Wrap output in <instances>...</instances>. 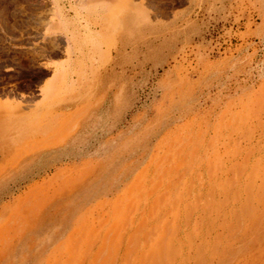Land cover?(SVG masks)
Wrapping results in <instances>:
<instances>
[{
  "label": "rangeland",
  "instance_id": "374dc122",
  "mask_svg": "<svg viewBox=\"0 0 264 264\" xmlns=\"http://www.w3.org/2000/svg\"><path fill=\"white\" fill-rule=\"evenodd\" d=\"M83 2L0 0V97L58 118L0 143V264H264V0H108L126 29L41 101Z\"/></svg>",
  "mask_w": 264,
  "mask_h": 264
},
{
  "label": "crops",
  "instance_id": "0c3cea01",
  "mask_svg": "<svg viewBox=\"0 0 264 264\" xmlns=\"http://www.w3.org/2000/svg\"><path fill=\"white\" fill-rule=\"evenodd\" d=\"M87 5V10H79L81 5ZM77 14L71 16L69 20L74 35H72L71 52H67L65 36L61 32L54 33V37L60 38L64 42L63 53L65 57L59 60L48 59L42 63L46 69H50V75L45 78L38 87L41 101L52 102L58 96L74 90L77 84L84 78L85 62L91 61L92 55L100 51L101 46L106 40L113 36L118 31L126 29L127 23L130 19L128 15H121L127 7L116 9L111 6L108 0H86L76 8ZM128 10V9H127ZM132 11V9L130 8ZM136 17V24H140L146 20V14L140 8H133ZM99 26L100 29H96ZM51 35V33H49ZM87 56V59H86ZM59 63V64H58ZM61 63V64H60ZM62 66L65 68L63 78L55 84V87L43 96L42 92L49 85L56 67ZM52 81V80H51ZM61 84V85H60ZM56 91H55V90ZM22 105L21 98L14 97H0V143H17L24 141L30 136L39 134H48L52 132L54 126L57 124L58 118L56 116L49 117L45 122H26L22 120L13 119L10 112L11 108H20ZM5 111V112H4ZM8 112V113H7ZM54 119V120H53ZM51 120V121H50ZM52 122V123H51ZM50 123V124H49Z\"/></svg>",
  "mask_w": 264,
  "mask_h": 264
},
{
  "label": "bare ground",
  "instance_id": "6f19581e",
  "mask_svg": "<svg viewBox=\"0 0 264 264\" xmlns=\"http://www.w3.org/2000/svg\"><path fill=\"white\" fill-rule=\"evenodd\" d=\"M63 30H65V31H63ZM47 31L49 32V33H52V34H54V33H56V32H61V33H63L64 35H65V40H66V44H67V47H66V50H67V52L69 53V52H71L70 51V48H71V44L73 43L72 42V39H71V37H72V35H74V34H72L73 33V31H71V30H69L68 28H66V27H64L63 26V22H62V13H61V10L59 9V7L58 6H56V7H54L53 8V14H52V18H51V20H50V22H49V24H48V26H47ZM73 38V37H72ZM71 45V46H70ZM59 64V63H58ZM61 64V63H60ZM56 67V66H55ZM64 72H65V68H63L62 66H58V67H56V69L54 70V74H53V77H52V81L50 80L49 81V85H46V88L44 89V91L42 92L43 94L45 93V95H43V96H45V97H47L46 96V94L48 93V96H49V94H50V91L55 87V84L57 83V82H59L62 78H63V75H64ZM66 73V72H65ZM61 85V84H60ZM55 90V89H54ZM57 90V89H56ZM55 90V91H56ZM53 91V90H52ZM51 95V94H50ZM1 109V108H0ZM2 110V109H1ZM54 120V119H53ZM51 121V120H50ZM52 123V122H51ZM50 124V123H49ZM62 131V130H61ZM46 138V137H45ZM50 138V137H49ZM27 139V138H26ZM262 178H263V176H262ZM264 180V179H263ZM262 186V185H261ZM262 188V187H261ZM36 189V188H35ZM32 190V189H31ZM262 192H263V190H262ZM261 192V193H262ZM247 198V197H246ZM237 199V198H236ZM251 199H253V198H251ZM245 202H246V200H245ZM263 203V202H262ZM252 204V203H251ZM260 204V203H259ZM241 205V204H240ZM258 205V204H257ZM263 205H264V203H263ZM255 206H256V203H255ZM240 207H242V206H240ZM252 207V206H251ZM264 207V206H263ZM243 208H244V206H243ZM248 208H249V210H251V208L248 206ZM241 208H239V210H240ZM242 210V209H241ZM259 210V209H258ZM244 211V210H243ZM248 211V210H247ZM246 211V212H247ZM260 212V211H259ZM258 212V213H259ZM257 217V216H256ZM111 235V234H110ZM108 249V248H107ZM105 250V249H104ZM71 260V259H70ZM97 261H98V259H97ZM112 264V263H111Z\"/></svg>",
  "mask_w": 264,
  "mask_h": 264
}]
</instances>
